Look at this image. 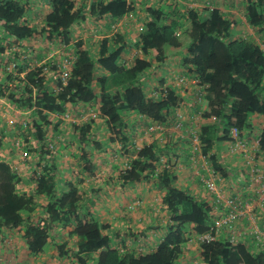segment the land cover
Masks as SVG:
<instances>
[{"label":"trees","instance_id":"obj_1","mask_svg":"<svg viewBox=\"0 0 264 264\" xmlns=\"http://www.w3.org/2000/svg\"><path fill=\"white\" fill-rule=\"evenodd\" d=\"M38 2L0 0V61L6 57L16 60L19 66L15 74L1 78L0 97L17 111H28L25 126L19 123L15 133L0 126V150L8 145L19 156L15 164L3 159L8 156L0 157V239L5 240L7 231H22L25 249L37 256L53 241L60 226L68 239H73L60 245L52 243L60 259L68 257L76 264H177L182 243L189 236L205 232L216 215L206 202L176 185L173 156L165 157L157 147L146 144L119 170L120 187L152 179L164 191L161 206L169 213L162 241L152 249L134 252L114 245L108 226L81 212V187L70 182L66 190H59L56 168L47 162L57 151V147L48 146L49 131L61 134V123H67L66 112L71 115L68 105H73L75 111L80 103V115L96 111L110 139L123 144L125 156L130 139L126 133L127 113L139 115L145 126H171L180 102L177 91L164 86L161 80L154 94H147L144 74L153 70L155 63L164 62L169 51H179L183 47L179 36H184L189 39L182 58V64L188 66L187 76L198 80L196 83L209 95L199 116L205 122L197 132L202 151L209 154L216 143L230 140L232 127L240 132L247 130L252 115H264V0ZM189 2L194 5L189 6ZM240 14L254 27L255 37L230 39V30ZM120 20L123 24L119 28L116 25ZM86 21H100V38L94 44L72 36L75 25ZM24 41H41L56 53L39 66L34 63L20 77L18 70L28 58V51L22 48ZM67 54L72 63L67 82L61 85V65ZM96 116L72 124L81 150L80 180L95 175L86 146L92 143ZM258 138L259 151L264 153V129ZM24 151L27 156H23ZM162 156L167 166H160ZM36 159L44 164L38 163V170L31 172L30 192H19L20 170ZM261 210L260 219L264 220V205ZM242 240L235 247L222 236L199 243V256L203 264H264V249L259 250L249 236Z\"/></svg>","mask_w":264,"mask_h":264},{"label":"crops","instance_id":"obj_2","mask_svg":"<svg viewBox=\"0 0 264 264\" xmlns=\"http://www.w3.org/2000/svg\"><path fill=\"white\" fill-rule=\"evenodd\" d=\"M223 11L225 10L223 9ZM231 13L235 14V11L232 10ZM237 17V23L230 30V39L239 36L255 37L254 27L248 24L245 16L240 14ZM122 24L123 20H120L116 26L120 28ZM99 28L100 21H86L81 25H75L72 36L75 39L81 36L87 39L88 44H94L100 38ZM185 40L189 42L188 38ZM256 40L258 39L256 38ZM23 44V50L28 51H26L28 58L21 66V70H18L20 77H24L34 63L39 65L56 53L54 50H49L46 47L48 45H43L41 41H24ZM29 46H33L32 49ZM185 53L186 48L184 47H181L179 51H169L164 62L155 63L153 70L144 74L147 94H154L153 89L160 85L161 80L164 86L173 87L177 91L180 102L175 110V121L171 126L157 123H150V126H145L139 115L127 113L125 120L128 121L126 133L130 137L129 152L122 156L124 154L123 144L116 139L113 141L110 139L111 135L104 121L96 119V122L92 124L91 140L94 144L91 143L86 146V149L89 150L90 159L94 163V176H84L83 180H80L82 177L79 175V171L82 164H79L78 158L81 150L78 141L74 138L77 132L72 127L73 123L81 124V122L86 121L80 120V103L76 105L75 111H73V105H68L72 118L67 120V123H61V134L60 132H49L51 137H48V141L52 143L53 147H57V151L47 162H51L56 168L59 190H66L70 182L81 187L84 192L80 203L81 212L85 215L89 213L99 222L106 224L110 241L117 247L134 252L152 249L162 241L167 233V226L170 221L169 213L161 206L164 191L158 188L152 179H141L138 182L119 186L118 174L121 166L135 158L137 151L144 145L152 144L162 151L161 155L165 157L172 155L177 176L176 185L187 189L196 200L206 202L214 213L219 212L220 206L215 196L204 186L202 180L204 177L209 179L212 177V171L214 172L217 187L224 198L235 196L247 198L250 193L247 190L249 183L247 160L249 155L253 156L254 161L264 172V153L260 151L255 153L249 148V145L254 144L261 130L264 129V115H252L250 118L251 127L241 131L240 138L247 141L248 150L241 151L230 141L216 143L213 150L208 152L209 154H205L200 145L197 150H194L193 133L198 132L200 126L205 122L204 118L199 117V112L206 108L209 95L208 92L200 94L202 92L200 85L194 82V78L187 76L189 73L188 66L182 65V58ZM134 54V52L131 53V56ZM5 58L3 60H6ZM173 75L179 78L184 77V81L181 83L174 81L175 76ZM3 77L4 75L0 76V80ZM261 91L264 97V82ZM199 98L201 99L198 100ZM26 115L28 113L24 114L17 111L9 103L0 102V126L6 132L15 133L14 127V130H11L4 123L9 120L10 116L17 119V125H19L25 121L24 116ZM55 136L57 138L53 140ZM13 140L16 138L14 137ZM10 147L6 145L4 147L6 151L1 149L0 152L6 153L2 157H9L3 159L12 160L15 164L17 161L15 157L19 156H17L16 151H11ZM38 163L44 164V161L38 162L36 159L26 169L20 170L19 182L21 186H17L19 192H30L33 181L29 178H31L33 170H38ZM78 164L79 168L77 169ZM74 171L77 175L74 174ZM35 213L39 214L37 209ZM59 227H57L53 241L49 242L44 250L52 243L60 245L70 239L66 236L67 233H63L64 230ZM21 234L22 231H7L5 232V240L0 239L1 264H62L65 262V257L60 259L53 247L51 249L53 250L52 258L45 257L43 252L37 256L29 255L24 247ZM186 235H190V233ZM196 237L197 235L189 236L182 243V253L177 264H203L199 256V242Z\"/></svg>","mask_w":264,"mask_h":264},{"label":"built area","instance_id":"obj_3","mask_svg":"<svg viewBox=\"0 0 264 264\" xmlns=\"http://www.w3.org/2000/svg\"><path fill=\"white\" fill-rule=\"evenodd\" d=\"M68 57L64 58L61 65L60 72V82L61 85H65L68 78V69L72 63L70 54ZM39 66L38 64H36ZM18 63L16 60L7 59L0 61V76L7 74H15L18 69ZM44 70H47L45 67ZM195 83L198 81L194 79ZM184 81V77L178 78V82ZM202 92L204 94L203 86H201ZM58 89H56L57 91ZM199 98L198 100H200ZM0 102L6 103L7 101L0 97ZM8 103V102H7ZM21 113L27 114L28 111H21ZM201 113V111L199 112ZM98 113L96 111H90L81 115L80 120H87L89 117H95ZM72 117L66 112L64 119L70 120ZM25 126V121H22ZM241 132L236 128L232 127L230 130V142L241 151L248 150L247 141L240 138ZM193 144L194 150L199 148V140L197 132L193 133ZM259 142L260 139H256L254 144L249 145V148L255 153L259 152ZM17 148H19V143L16 142ZM49 148L53 147L52 143H49ZM196 152V151H194ZM23 156H27V152H23ZM159 161L162 167L167 166L162 156ZM247 163L249 164V183L247 190L250 192L247 198H239L237 196L231 198H224L219 188L217 187V182L215 181V174L212 171V177L207 179L204 177V186L206 189L212 193L216 201L220 206L219 212H215L216 219L208 227V229L197 235L196 239L199 243H209L214 241L219 236L224 237L230 245L235 247L237 243L243 241L245 236L251 237L254 241L253 243L257 248L264 249V220L260 219V215L263 214L261 208L264 205V172L258 166L257 162L254 161L253 156L249 155ZM156 170H159V167Z\"/></svg>","mask_w":264,"mask_h":264},{"label":"rangeland","instance_id":"obj_4","mask_svg":"<svg viewBox=\"0 0 264 264\" xmlns=\"http://www.w3.org/2000/svg\"><path fill=\"white\" fill-rule=\"evenodd\" d=\"M34 1V0H33ZM149 3H151V1L152 0H147ZM38 2V1H37ZM189 4V6H193L194 4H192L191 2H189L188 3ZM187 4V5H188ZM139 14H141V13H139ZM141 29V28H140ZM179 38H180V41L182 42V46L184 47V48H187V46H188V40H185V39H187L186 37H184V36H179ZM182 65H184V64H182ZM173 76H175L174 77V81H177L178 82V76H176V75H173ZM13 119V120H12ZM96 119H97V116H96ZM17 121V122H16ZM5 123V125H8L9 126V128H11V130H14L13 129V127L15 128V130H16V126H17V124H18V120L17 119H14V117H12V116H10L9 117V120H7L6 122H4ZM49 132H54V133H56L57 132V130H51V131H49ZM54 135V134H53ZM52 135V136H53ZM50 137H51V135H50ZM56 136H55V139L53 138V140H56ZM7 142V141H6ZM8 143V142H7ZM4 151H6L5 149H4ZM4 151H2V152H0V157H2L3 155H5L6 153H4ZM52 247L54 248V246L53 245H48V247L43 251V253H44V255H45V257L47 256V257H50V258H52V256H53V250H51L52 249ZM55 249V248H54ZM62 264H76V262L73 260V259H71V258H65V262L64 263H62Z\"/></svg>","mask_w":264,"mask_h":264}]
</instances>
